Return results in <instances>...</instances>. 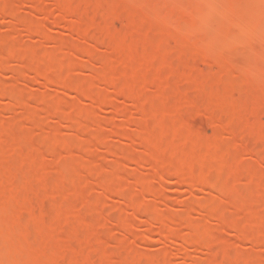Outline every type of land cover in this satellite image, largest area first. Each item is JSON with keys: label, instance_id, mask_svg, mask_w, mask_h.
<instances>
[{"label": "rangeland", "instance_id": "rangeland-1", "mask_svg": "<svg viewBox=\"0 0 264 264\" xmlns=\"http://www.w3.org/2000/svg\"><path fill=\"white\" fill-rule=\"evenodd\" d=\"M152 1L0 0V264H264V0Z\"/></svg>", "mask_w": 264, "mask_h": 264}, {"label": "bare ground", "instance_id": "bare-ground-1", "mask_svg": "<svg viewBox=\"0 0 264 264\" xmlns=\"http://www.w3.org/2000/svg\"><path fill=\"white\" fill-rule=\"evenodd\" d=\"M155 1V0H154ZM154 1H152L153 3H154ZM174 1V0H173ZM182 1H184V0H182ZM189 1V0H188ZM191 1V0H190ZM207 2V3H205V4H207V5H209L210 3H211V0H204V2ZM157 2H160L159 0L158 1H156V3ZM165 2V1H164ZM167 2V1H166ZM209 2V3H208ZM153 3H151L150 2V4H153ZM179 3H182V2H179ZM196 3V2H195ZM200 3V2H199ZM158 4V3H157ZM189 4H190V2H189ZM189 4H187V5H189ZM3 5V4H2ZM1 5V3H0V12H6L7 10H9V7L7 8H5V7H3ZM154 5H156V4H154ZM158 5H160V4H158ZM171 5H173V4H171ZM201 5V4H200ZM199 5V6H200ZM250 5V4H249ZM54 6L56 7V9L60 12V13H62V14H68V15H70L71 17H73V18H77V19H83V18H85V11H84V6H83V4L80 2L79 4H77V2H76V0L74 1V0H54ZM149 6H152V5H149ZM162 6H163V4H162ZM165 6H166V4H165ZM181 6H183V4H181ZM185 6V5H184ZM32 7V6H31ZM156 7V6H155ZM159 7H161V5L160 6H158V8ZM168 7V6H167ZM164 8V9H168L169 7H171V6H169L168 8ZM188 7V6H187ZM191 7V6H190ZM33 8V7H32ZM150 8V7H149ZM151 8H153V7H151ZM179 7H177V9H178ZM183 8H186V7H183ZM189 8V7H188ZM6 9V10H5ZM144 9H146V8H144ZM162 9V8H161ZM171 9V8H170ZM169 9V10H170ZM182 9V8H181ZM187 9V8H186ZM11 10V9H10ZM150 10H152L153 11V13H154V11H155V9L153 10V9H150ZM160 10V9H159ZM158 10V11H159ZM173 10H175V9H173ZM249 10V9H248ZM110 11V10H109ZM168 11V10H167ZM166 11V12H167ZM247 11V10H246ZM254 11V10H253ZM12 10L11 11H7V13L8 14H11L12 15ZM111 12V11H110ZM161 12V11H160ZM163 12H164V10H163ZM169 12V11H168ZM167 12V13H168ZM252 12V9H251V11L249 12V11H247V13H251ZM115 13H116V11H114V12H112L111 13V15L109 16L108 14H103V16L102 17H98V18H96V20L94 21V22H90V23H87V25H88V28H87V30H86V35H88V36H91L92 34H96V29L97 28H100V26L101 25H106L104 22L105 21H107L108 22V26H112L111 24H114L113 23V21H114V18H115ZM170 13H171V11H170ZM173 13H175V12H173ZM254 13V12H253ZM253 13H252V15H253ZM264 13V12H263ZM158 14H161V16L160 17H165L164 15H162L163 13L161 12V13H158ZM166 14V13H165ZM256 14V13H255ZM258 14H260V13H258ZM105 15H108V18L107 19H105ZM152 15V14H151ZM167 15V14H166ZM245 15V14H244ZM261 15H264V14H261ZM155 16H156V14H155ZM168 17H172V16H170L169 14L167 15ZM246 16H248V15H246ZM11 17H13V15L11 16ZM150 17L151 16H147V18L150 20ZM167 17V18H168ZM251 17V16H250ZM102 18H104L105 20H102ZM153 18H155V17H153ZM156 18H158L157 16H156ZM264 18V17H263ZM262 18V19H263ZM159 19V18H158ZM166 19V18H165ZM241 19V18H240ZM152 20V19H151ZM243 20V19H242ZM100 21V22H99ZM232 22V21H231ZM231 24H233V22L231 23ZM65 26H66V28H72L71 27V25H69L68 23H65ZM73 30V29H72ZM84 30H85V28H84ZM100 31V30H99ZM130 31V30H129ZM26 32H28V31H26ZM133 32H135V31H132V34H133ZM36 33V32H35ZM83 33V32H82ZM85 33V32H84ZM100 33V32H99ZM101 34V33H100ZM126 35H128L129 37L131 36V35H129V34H126ZM101 38H104V36H101ZM108 39H110V38H107V40H106V38H105V41H107L108 42V44L109 45H111V43H110V40H108ZM102 41H103V39H102ZM262 47H264L263 45H262ZM142 47H139L138 49L139 50H142V52L144 53V54H146L147 56H150L149 54H148V52H147V49L146 50H144V49H141ZM264 50V49H263ZM263 50H261L260 52H258V55H255L256 57L255 58H251V59H246V57H248V56H246L245 57V55H244V57H242V59H241V61H240V58H238V56H237V58L236 57H232V58H234V59H236L237 61H235V62H232L234 59H232V60H230L229 62H231V64L232 63H235V64H233L231 67L232 68H230V69H233V70H235V69H238L239 70V68H240V70H243V69H241L242 67H243V65H246L247 63H250L251 65L252 64H255V63H252V62H250L251 60H255V62H257V64H255V65H257V67H262V66H264V65H261V64H264V53H261ZM264 52V51H263ZM260 53H261V55H260ZM116 54H117V52H116ZM233 54H235V56L237 55L236 53H234V52H230V55L231 56H233ZM239 54H241V52H239ZM238 54V55H239ZM242 54H245V53H242ZM241 54V55H242ZM19 55H22L21 57H23V52L21 53V54H19ZM18 55V56H19ZM25 55H26V53H25ZM28 55V54H27ZM226 56H227V54H225ZM240 55V56H241ZM254 54H252V56H253ZM14 56H16V55H14ZM250 56V55H249ZM30 57V56H29ZM23 57V58H20V56H19V58H20V60H26L27 62H33V61H36L37 62V59L36 58H32V57ZM243 58H245L246 59V61H248V62H246V64L244 63L243 65H242V62H245V60L243 59ZM228 59H231V58H229L228 57ZM30 60V61H29ZM237 62V63H236ZM240 62V63H239ZM34 63V62H33ZM238 63L240 64V66L241 67H237V66H239L238 65ZM231 64H228L229 66L231 65ZM235 65V66H234ZM255 65H253V66H255ZM0 66H2L3 67V64H2V62H1V60H0ZM248 66H250V65H248ZM194 69H196L195 67H193ZM247 68V67H246ZM263 68V67H262ZM149 68H148V66H146V65H143V66H141V67H139V68H130V69H128V70H125V71H123L122 72V74H121V77L119 76L118 77V79H114L113 81H112V83H119V84H121L122 85V88H129L130 89V91H131V94L132 95H134V94H136L137 93V91H136V89L134 90V88H138V87H136V85L134 86V81H135V83H136V79H135V75L137 74V73H146L147 72V70H148ZM249 70H250V68H249ZM256 70V69H255ZM259 70H261V69H259ZM264 69H262V71H263ZM248 72V71H247ZM254 72V71H253ZM256 72V71H255ZM258 72V71H257ZM261 72V71H260ZM112 76H114V75H111V77ZM115 78L117 77L116 75L114 76ZM107 78H109V77H107ZM110 79L111 78H109V81H110ZM264 88V87H263ZM132 97V96H131ZM238 105V104H237ZM113 107H114V105H112ZM251 107L252 106H250V107H248L247 108V110H251ZM26 109H29V106H28V108L26 107ZM115 111H116V109H115ZM30 114V113H29ZM31 115H32V113H31ZM192 115V114H191ZM34 116V115H33ZM29 117V119L32 117V116H28ZM34 117H32V119H33ZM28 119V120H29ZM32 119H30V120H32ZM27 120V121H28ZM29 120V121H30ZM262 129H264V127L262 128ZM263 130L261 131L260 130V132L258 133V134H263ZM264 135V134H263ZM18 145V144H17ZM17 147H19V149H20V146H17ZM18 149V150H19ZM36 149H37V146H36ZM35 150V149H34ZM31 151V150H30ZM255 151V153H259L260 151H259V149H254L253 150V152ZM35 152V154H37V150H35L34 151ZM262 152V151H261ZM261 154H263V152L261 153ZM174 158V157H173ZM176 158V157H175ZM177 159V158H176ZM188 159V158H187ZM172 160V159H171ZM194 160V159H193ZM176 161V160H175ZM191 161V160H190ZM196 162V161H195ZM194 162V163H195ZM10 164V163H9ZM9 164H6L7 166L9 165ZM170 164V163H169ZM168 163H167V165H169ZM196 164V163H195ZM195 164H194V166H195ZM169 166H171V165H169ZM194 166H191V167H194ZM6 167V166H5ZM196 167V166H195ZM7 168V167H6ZM5 169V168H4ZM162 172H161V175L160 176H163V174H164V171L165 172H167V173H169L168 172V170H167V168H165L164 166H162ZM175 170V169H174ZM179 170V169H178ZM14 171H15V168L12 166V165H9L8 166V168L6 169V171L4 170V172H6L5 174L6 175H10V174H12V173H14ZM174 172V176H175V178L180 182V183H182V182H184L183 181V177H182V175H180L177 171H173ZM10 173V174H9ZM184 175V174H183ZM185 177V176H184ZM187 177V176H186ZM37 178V177H36ZM192 179V178H191ZM196 179V178H195ZM184 180H185V178H184ZM15 192H18L17 194H19V193H21V192H19V190H16ZM14 192V190H13V192L12 193H15ZM12 195V194H11ZM257 222H259V221H256V223ZM157 224V223H156ZM160 225L158 224V227H157V232H160ZM34 231V230H33ZM34 232H37V228H35V231ZM26 234V233H25ZM32 233H29V236L30 237H32V235H31ZM28 235V231H27V234H26V236ZM28 236V237H29ZM33 236H35V235H33ZM171 237H169V239H170ZM182 241V240H181ZM190 242V240L188 239H185V238H183V241H182V243L183 244H188L189 242ZM202 244H205L204 242H201V245ZM203 246V245H202ZM206 246V245H205ZM209 246V245H208ZM117 248V247H116ZM205 248V247H204ZM208 248V247H207ZM208 250V249H207ZM66 252H68V251H66ZM65 252V254H67ZM68 257H64L63 259H61V260H64L65 258H68L69 259V256H71L72 255V253L70 254L69 252H68ZM62 255V254H61ZM25 256V251H24V249H23V247L22 246H19V249H18V257H19V261L20 262H22V259H23V257ZM60 256V255H59ZM66 256V255H65ZM12 258V257H11ZM14 258V257H13ZM12 258V259H13ZM72 259H74L75 257H71ZM1 264H3V263H1Z\"/></svg>", "mask_w": 264, "mask_h": 264}]
</instances>
